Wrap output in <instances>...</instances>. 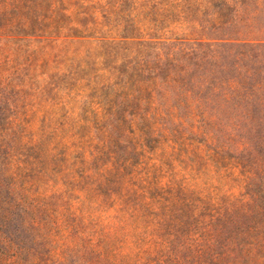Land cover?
<instances>
[{"label":"rangeland","instance_id":"374dc122","mask_svg":"<svg viewBox=\"0 0 264 264\" xmlns=\"http://www.w3.org/2000/svg\"><path fill=\"white\" fill-rule=\"evenodd\" d=\"M256 1L243 4L244 11L237 2L227 10L226 0H46L35 15V32L4 53L8 112L0 122L14 123L18 139L35 147L28 155L37 158L30 177L24 170L20 175L33 185V196L65 204L66 215L78 222L73 232L94 239L118 264H177L182 258L201 264L195 249H184L191 215L167 220L165 214L175 201H185L207 220L236 204L240 191L228 165L213 167L197 143L214 133L218 147L227 144L225 128L186 113L184 122L160 118L149 101H133L136 88H123L125 63L122 74L115 70L132 56L112 43L264 40V3L260 9ZM217 13L231 26L213 30ZM252 15L255 29L247 26ZM233 133L236 146L245 135ZM141 204L145 209L137 215L133 208ZM202 221L197 231L207 234Z\"/></svg>","mask_w":264,"mask_h":264},{"label":"trees","instance_id":"16d2710c","mask_svg":"<svg viewBox=\"0 0 264 264\" xmlns=\"http://www.w3.org/2000/svg\"><path fill=\"white\" fill-rule=\"evenodd\" d=\"M45 1L0 0V119L8 112L2 90L4 53L8 46L27 41L28 34L35 32V15ZM248 1L226 0L224 5L233 10L236 6L231 2H237L248 11ZM256 3L261 9L264 0ZM255 16L247 19L250 29H255ZM226 18L217 13L213 30L230 27ZM238 18L239 22L245 20ZM112 45L132 56L122 58L115 70L122 74L121 64L125 63L123 76L129 79L123 88H136L130 97L133 101H149L160 118L169 116L184 122L182 115L186 113L195 122L205 120L213 129L225 128L227 144L218 147L214 133L205 143H197L213 167L228 165L230 178L240 191L233 201L237 203L206 220L199 214L201 208L191 210L185 201H175L171 207L176 210L168 209L167 220L172 214L191 215L184 249H195L201 264H264V40L204 37ZM112 115H116L114 110ZM14 127L12 122H0V264H118L94 239L86 241L84 232H73L78 222L66 215L65 204L55 206L33 196V185L20 174L24 170L29 178L31 168L36 167L37 158L28 155L35 147L18 139ZM233 129L245 135L236 146ZM166 143L169 145L168 139ZM144 209L143 204L133 208L137 215ZM201 218L209 226L207 234L197 231L203 225ZM177 224L188 226L182 221ZM176 262L189 264L183 258Z\"/></svg>","mask_w":264,"mask_h":264}]
</instances>
